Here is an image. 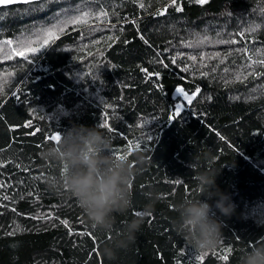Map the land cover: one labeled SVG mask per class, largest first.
I'll use <instances>...</instances> for the list:
<instances>
[{"label": "trees", "instance_id": "trees-1", "mask_svg": "<svg viewBox=\"0 0 264 264\" xmlns=\"http://www.w3.org/2000/svg\"><path fill=\"white\" fill-rule=\"evenodd\" d=\"M143 2L146 10L133 0H60L40 12L27 4L0 8V42L13 40V46L26 37L36 40L30 33L51 26L61 6L109 13L90 18L88 26L69 25L29 54L31 63L0 53V264H239L252 246L264 244V75H248L264 73V66L252 63L264 59V0H178L182 12L169 7L161 16L155 11L171 0ZM230 40L236 43H225ZM188 55L197 56L194 65ZM172 56L183 59L173 65ZM185 64L192 65L189 72ZM142 69L160 75L149 79ZM178 87L200 91L173 117ZM105 114L114 131L101 129L112 152H130L133 165L131 206L114 214L110 232L91 226L77 199L61 187L62 166L42 158L56 144L50 135L62 136L73 125L99 127ZM30 121L32 128L25 127ZM202 172L218 174L216 183L236 210L230 218L220 216V242L200 260L202 253L175 225L177 203L199 198L196 177ZM146 208L151 216L134 241L112 258L103 255L106 244L123 237L134 213ZM88 232L95 239L83 234Z\"/></svg>", "mask_w": 264, "mask_h": 264}, {"label": "clouds", "instance_id": "clouds-1", "mask_svg": "<svg viewBox=\"0 0 264 264\" xmlns=\"http://www.w3.org/2000/svg\"><path fill=\"white\" fill-rule=\"evenodd\" d=\"M42 158L62 166L61 187L77 199L93 228L110 232L115 223L114 214H124L130 208L133 165L117 158L112 152L110 136L100 127L73 125L58 143L43 151ZM217 175L200 173L196 177L199 198L181 200L176 205V230L200 253L218 246L224 227L220 216L230 218L236 210L230 195L216 183ZM51 186L56 187V182ZM152 197L158 198L154 193ZM149 215L151 211L147 208L137 212L126 225L123 237L104 246L103 255L112 258L115 249L133 242ZM239 264H264V244L252 246L242 255Z\"/></svg>", "mask_w": 264, "mask_h": 264}, {"label": "snow or ice", "instance_id": "snow-or-ice-1", "mask_svg": "<svg viewBox=\"0 0 264 264\" xmlns=\"http://www.w3.org/2000/svg\"><path fill=\"white\" fill-rule=\"evenodd\" d=\"M8 2H10V0H0V3H8ZM133 2L137 3L138 7L140 9L146 10V5L143 2V0H133ZM23 3L29 5V9H28L29 11L40 12V11H43L45 9L46 5H48V4H52V3L60 4V0H23ZM195 3L207 4L208 0H195ZM150 6H151V4L149 3L148 7H150ZM169 7H174L175 11H177V12L183 11V8L178 3V0H171V3H165L163 7L157 9L155 11V15L161 16V15L166 14ZM73 13H76V14H73ZM108 15H109V13L107 11H104V10H101L98 14L92 13L89 11L81 10L79 8V5H77L75 8H73L71 6H69V7L61 6L58 11L53 13L51 26H49V27L36 26L35 31L30 33L31 36H36V40H32L30 37H26L25 39L16 41L15 42L16 46H13L14 45L13 40H4V41L0 42V45L8 46L10 48V53L4 52L3 46H0V53H4L3 58H5V59H12L13 55H15V56L22 57L25 61L31 63L32 61L30 60L29 54H35V53L39 52L40 49L44 48L46 45L49 44V38H52V39L57 38V34L64 32L68 28L69 25L88 26L90 18L94 17L96 20H101L102 17L107 18ZM2 18L3 17L0 16V19H2ZM131 23L135 25L136 21L132 20ZM255 30H256L255 28L249 29V31H253V32ZM240 35H243V33H240ZM109 39H112V37H109ZM140 39L143 40L145 44H148V41L145 39V37L143 35L140 36ZM208 39H209V37L205 36L202 41H197V43H203V42L207 41ZM37 41H39L38 47H34L33 45L36 44ZM225 43H236V41L230 40V41H225ZM187 46L193 47L194 45L191 42H189L187 44ZM244 51L246 52L247 50L245 49ZM178 58L183 59L182 56L181 57L172 56L170 59V63L175 65ZM204 58L205 57L203 55H201V57H200L201 62H203ZM209 58L214 59L215 57H209ZM186 59L188 61H192L193 65H194L195 62L197 61V56L196 55H188L186 57ZM248 60H250V61L252 60L251 55L248 56ZM221 62H223V61H221ZM161 63H162V66L165 68H167L169 66L168 64L163 63V61H161ZM252 63L264 66V59L252 61ZM190 67H192V65L185 64L183 71L189 72ZM248 67H251V65H248ZM142 71H144L147 74L149 79H153L154 77H159V75H160L159 72L153 73V72H149L147 69H142ZM227 71H228V69L225 68V72H227ZM201 75L206 76V75H208V73L202 72ZM248 75H252L255 77V76H259V75H264V73L250 72V73H248ZM236 79L239 80L240 77L238 76V77H236ZM0 91H2V89H0ZM199 91H200V89L197 87L195 89V91L190 94L183 87L176 88L177 94L180 97H182L183 100L186 101L188 104H191L193 102V100L196 98V94L199 93ZM13 95H16V93H13ZM109 107H111V106H109ZM184 108H185V104H183V103L177 104L175 107V111L172 113L173 117H179L182 109H184ZM107 116H108V114H105L104 122L100 123L98 126L100 128L107 129L110 132L114 131L108 122ZM25 127L32 128L31 121L27 125H25ZM48 139L58 143L61 140V135L59 133H55V134L50 135L48 137ZM131 147L132 146L130 145V148ZM134 147H135V149L139 150L141 148V145L139 143H136L134 145ZM129 154H130V152H129ZM129 154H123L121 152L120 154H117L116 156L119 159L128 160ZM2 166L3 165H0V167H2ZM17 166L19 167V165H17ZM24 170H27V169H24ZM4 186H5L4 184H0V188H2ZM8 198H9L8 196L3 197V199H5V200H7ZM13 211H15V209H13ZM136 213L137 212H135L134 214H136ZM149 216H151V215H149ZM33 218L34 219H40L41 217H33ZM47 218L51 219L52 217L49 215ZM60 223L63 224L65 227H69L67 220H61ZM81 223H82V221H81ZM69 231H71L70 227H69ZM83 234L88 235L92 239H95V237L92 236L91 232L83 233ZM225 251L230 252L231 249H225ZM204 255L205 254L202 253L200 256L197 257V259L202 260ZM222 258L227 259L226 256H224Z\"/></svg>", "mask_w": 264, "mask_h": 264}, {"label": "water", "instance_id": "water-1", "mask_svg": "<svg viewBox=\"0 0 264 264\" xmlns=\"http://www.w3.org/2000/svg\"><path fill=\"white\" fill-rule=\"evenodd\" d=\"M20 4H25L23 3V0H10L8 3H0V8L1 7H9L12 5H20Z\"/></svg>", "mask_w": 264, "mask_h": 264}, {"label": "rangeland", "instance_id": "rangeland-1", "mask_svg": "<svg viewBox=\"0 0 264 264\" xmlns=\"http://www.w3.org/2000/svg\"><path fill=\"white\" fill-rule=\"evenodd\" d=\"M174 94H175L176 96H179V95L177 94L176 90H175ZM190 94H191V93H190ZM179 97H180V96H179ZM185 102H186V101H184L183 98L180 97V98H179V101L176 102L175 107H176L177 104H179V103H183V104H185Z\"/></svg>", "mask_w": 264, "mask_h": 264}]
</instances>
